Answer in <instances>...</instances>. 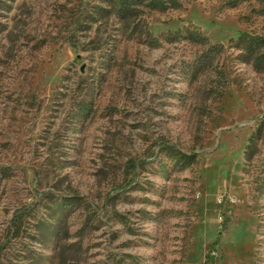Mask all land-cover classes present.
I'll return each instance as SVG.
<instances>
[{
    "label": "rangeland",
    "instance_id": "rangeland-1",
    "mask_svg": "<svg viewBox=\"0 0 264 264\" xmlns=\"http://www.w3.org/2000/svg\"><path fill=\"white\" fill-rule=\"evenodd\" d=\"M178 2L0 0V264H264V0Z\"/></svg>",
    "mask_w": 264,
    "mask_h": 264
},
{
    "label": "trees",
    "instance_id": "trees-1",
    "mask_svg": "<svg viewBox=\"0 0 264 264\" xmlns=\"http://www.w3.org/2000/svg\"><path fill=\"white\" fill-rule=\"evenodd\" d=\"M96 11L101 14L113 13L122 20L136 19L144 8L149 9H165L177 7L178 0H98ZM194 32V33H193ZM191 34L207 40L204 35L193 31ZM244 49L247 52V58L253 61V65L257 70H264V35H251L243 33L239 36ZM197 41V39H196ZM216 45H210L213 50ZM259 137V136H257ZM194 161V157L186 155L182 160V166H186Z\"/></svg>",
    "mask_w": 264,
    "mask_h": 264
}]
</instances>
